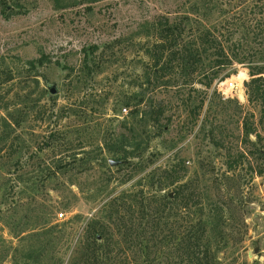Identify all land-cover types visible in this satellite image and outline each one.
I'll return each instance as SVG.
<instances>
[{
    "label": "rangeland",
    "instance_id": "rangeland-1",
    "mask_svg": "<svg viewBox=\"0 0 264 264\" xmlns=\"http://www.w3.org/2000/svg\"><path fill=\"white\" fill-rule=\"evenodd\" d=\"M185 1L0 0V264H34L38 250L43 264H66L110 198L149 187L171 164L204 204L219 264H264V159L240 157L243 118L259 116L244 93L248 64L234 63L210 87L185 86L171 71L176 87L146 82V28L162 16L178 22ZM197 1L215 36L264 55L246 21L264 0ZM152 99L163 102L164 129L145 121ZM257 130L264 136V123ZM105 145L133 157L109 165Z\"/></svg>",
    "mask_w": 264,
    "mask_h": 264
},
{
    "label": "trees",
    "instance_id": "trees-1",
    "mask_svg": "<svg viewBox=\"0 0 264 264\" xmlns=\"http://www.w3.org/2000/svg\"><path fill=\"white\" fill-rule=\"evenodd\" d=\"M185 3H190V7L185 9L178 22L162 16L146 28L143 42V55L149 66L146 82L153 88L176 87L177 84L170 80L171 71L185 86L198 82L210 87L221 71L234 63H247L249 79L243 82L244 93L247 102L258 107L259 116L256 122L246 116L243 118L241 142L246 150L240 157L248 164H252L250 159H264V136L257 130L258 124L264 123V55L252 58L239 50L238 40L223 34L218 38L211 30L209 7L203 3L204 8L197 0H186ZM254 7L255 12L246 21L250 27L255 26L254 36L261 35L264 40V6ZM233 32L231 30L229 35L233 36ZM96 49L97 46L93 48ZM41 63L40 58L28 62L31 67ZM88 64L90 60L86 54L83 65ZM147 108L144 118L149 126L164 129L160 123L163 102L152 99ZM251 135L255 136L254 141H250ZM10 142V148L17 143ZM104 148L116 161H129L133 157L124 150L109 149L106 145ZM227 164V171H234L232 163ZM101 166L106 167L105 164ZM64 168L57 166L56 172L65 173ZM131 177L132 174L122 182ZM156 178L149 187L110 198L103 218L90 219L84 224L81 239L66 264H219L208 241L202 200H193L189 184L183 181V175L174 164L159 170ZM56 226L51 225L50 229ZM43 253L44 250H38L34 264H43ZM54 264L62 263L56 260Z\"/></svg>",
    "mask_w": 264,
    "mask_h": 264
},
{
    "label": "water",
    "instance_id": "water-1",
    "mask_svg": "<svg viewBox=\"0 0 264 264\" xmlns=\"http://www.w3.org/2000/svg\"><path fill=\"white\" fill-rule=\"evenodd\" d=\"M49 93L52 95H54L56 93V88L54 85L49 87ZM118 163H120V161L108 160L109 165H118Z\"/></svg>",
    "mask_w": 264,
    "mask_h": 264
},
{
    "label": "built area",
    "instance_id": "built-area-1",
    "mask_svg": "<svg viewBox=\"0 0 264 264\" xmlns=\"http://www.w3.org/2000/svg\"><path fill=\"white\" fill-rule=\"evenodd\" d=\"M60 216L62 215V214H59Z\"/></svg>",
    "mask_w": 264,
    "mask_h": 264
}]
</instances>
